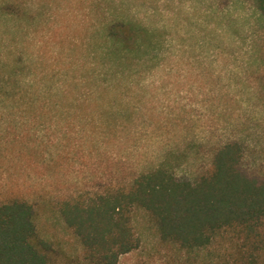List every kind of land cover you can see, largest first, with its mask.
<instances>
[{
	"label": "trees",
	"instance_id": "obj_1",
	"mask_svg": "<svg viewBox=\"0 0 264 264\" xmlns=\"http://www.w3.org/2000/svg\"><path fill=\"white\" fill-rule=\"evenodd\" d=\"M254 2L264 17V0ZM40 15L22 0L0 1V19L15 32ZM87 30L79 43L44 53L0 40V264H57L41 232L48 211L78 238L87 264H119L140 246L136 210L155 221L163 244L187 254L188 264H264V174L244 170V138L218 147L194 182L179 179L163 159L124 182L58 199L37 187L60 174L82 139L124 128L133 68L164 43L161 31L118 7L99 12ZM75 50L86 55L64 56Z\"/></svg>",
	"mask_w": 264,
	"mask_h": 264
},
{
	"label": "rangeland",
	"instance_id": "obj_2",
	"mask_svg": "<svg viewBox=\"0 0 264 264\" xmlns=\"http://www.w3.org/2000/svg\"><path fill=\"white\" fill-rule=\"evenodd\" d=\"M22 1L35 5L38 23L24 22L15 32L0 19V40L26 42L29 51L71 47L88 37L99 12L117 7L164 36L161 49L133 68L124 128L82 139L57 177L38 182L44 194L58 199L124 182L163 159L179 179L194 182L216 149L236 137L244 138L250 155L244 170L264 174V17L254 0ZM40 226L57 251V264H87L80 241L53 212L42 214ZM134 227L140 246L119 264H188L186 253L160 241L155 221L143 210L135 211Z\"/></svg>",
	"mask_w": 264,
	"mask_h": 264
}]
</instances>
